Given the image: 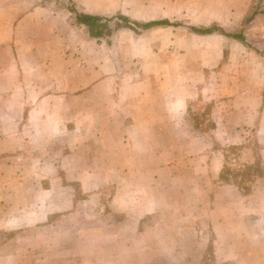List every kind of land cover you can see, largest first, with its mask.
Instances as JSON below:
<instances>
[{"label":"crops","instance_id":"0c3cea01","mask_svg":"<svg viewBox=\"0 0 264 264\" xmlns=\"http://www.w3.org/2000/svg\"><path fill=\"white\" fill-rule=\"evenodd\" d=\"M171 2L71 0L80 14L138 21H170ZM237 5L223 0L211 17L214 26L242 22L245 4L232 14ZM76 19L70 7L48 0H0V52L9 56L0 70L14 72L12 98L24 104L16 108L8 139L0 138V154L5 144L14 151L20 144L48 145L53 154L44 166L52 174L31 182L60 184L41 193L46 223L39 230L26 228L29 208L21 218L14 217L20 208H2L0 264H264V73L257 68L251 82L233 89L247 114L214 128L223 136L218 139L235 144L243 142L242 132L252 135L245 151L260 169L243 187L221 180L222 162L215 166L208 155L215 140L177 110L174 86L162 96L142 78L156 53L153 31L124 28L112 40L98 38ZM258 23L251 22L249 34L263 29ZM223 32L202 35L244 39ZM1 169L19 166L0 163ZM26 177L0 173V182L34 176ZM82 182L104 184L105 214L82 206L80 190L66 186Z\"/></svg>","mask_w":264,"mask_h":264},{"label":"rangeland","instance_id":"374dc122","mask_svg":"<svg viewBox=\"0 0 264 264\" xmlns=\"http://www.w3.org/2000/svg\"><path fill=\"white\" fill-rule=\"evenodd\" d=\"M48 2L58 7H72L71 0H48ZM145 2L149 6L152 0H145ZM222 2L223 0H173L169 5L172 8L170 22L173 25L150 30L153 31L150 37L155 40L154 52L158 54L151 56L153 60L149 61L150 65L147 69H142L144 73L142 78L154 84L155 88L160 90L161 95L163 90H168L169 85L174 86L171 87V91L176 95L177 110L186 113L188 123H192L203 132L206 131L210 141L212 138L215 140L216 145L210 148L208 155L210 154V159L215 161V166L222 162L221 180H236V183L245 187L247 176L256 173V169H260L254 165L253 156L245 151V148H249L254 143L252 135L247 131L242 132L243 142L235 144L220 139L223 136L218 135V131L214 132V128L218 123L227 124V121L233 119L234 115L241 119L247 114L244 106H240V100L235 99L233 89H237L238 92L240 86L251 82L252 75L258 73L257 68L264 73V0H227L233 4L239 3L234 6L235 11L232 14H235L240 6L245 4L244 18L236 26H232L233 23H231L221 28L229 34L244 36L243 40L228 35L206 36L195 32L193 27L207 28L216 24L212 18ZM191 7L194 9L192 10ZM197 7L206 8L207 14L202 16L201 12L196 13ZM116 15L99 16L98 20L102 24L103 33L106 34L105 36H110L111 40L118 25L124 23ZM255 19L259 21L258 25L263 26V29L249 34V26ZM141 22H150V20ZM88 28L86 30L92 35V29ZM1 50L3 49L0 47ZM144 58L150 57L145 54ZM8 61L9 56L0 52V66L3 67ZM13 74L14 72L10 70H0V128H2L1 131H5L0 134V138L6 137V140L10 126L16 120L14 118L16 108L20 106L12 98L16 90V87L12 86L15 80ZM20 107L23 109L24 104ZM24 130L23 128L22 131ZM88 132H90L88 127L82 129L84 135ZM218 137H220V142ZM27 138L30 140V137ZM257 145H259L258 142ZM4 147V153L0 154V163H17L19 170L8 172L1 169L0 173L4 176L14 174L26 175V178L34 177H30V181L19 183L0 182V215L4 214L5 211L2 208L6 204L7 207L10 204L15 208H20L18 214L14 216L16 218L24 217L25 215H20V212L29 208L32 210V222L26 228L34 232L46 223L43 221L45 215L41 214V207L44 205L41 193L47 187L60 186L53 182L44 183L37 180L31 182L34 178H41V175L52 174L44 164L49 160V155L53 154V151L46 150L48 145L39 142L26 143L23 146L20 144L16 151L10 144H5ZM242 178L245 180L241 181ZM73 185L76 186L75 190L81 192L82 206L93 204L99 215L105 214L109 199L100 193L104 190V184L89 182L66 184L68 190H72ZM12 192L16 194V197L6 198V195L9 196ZM177 223L180 224L179 221ZM19 226H22V231L25 229L22 221ZM183 260L176 264H186Z\"/></svg>","mask_w":264,"mask_h":264},{"label":"trees","instance_id":"16d2710c","mask_svg":"<svg viewBox=\"0 0 264 264\" xmlns=\"http://www.w3.org/2000/svg\"><path fill=\"white\" fill-rule=\"evenodd\" d=\"M70 10L74 13H76L77 15V20L85 25H87L88 27H90L92 29V35L95 37H101V36H105L106 34L103 33L101 27L102 24L98 22L99 20V16H92V15H84V14H80L76 11L74 5H72V7H70ZM116 17L119 20L124 21L123 24L118 25L116 31H118L119 29H130L133 32L137 33V34H143L145 31L147 30H151L152 28L155 27H161V26H171L173 25L170 21L168 20H156V21H150V22H141L135 19H132L128 16L122 15V14H117ZM195 32L200 33V34H210L216 31H220L223 32V30L221 28H219L218 26H211V27H207V28H197V27H193L192 28ZM115 31V32H116ZM224 33V32H223ZM233 37H239V36H234L231 35ZM241 40L242 37H240Z\"/></svg>","mask_w":264,"mask_h":264}]
</instances>
